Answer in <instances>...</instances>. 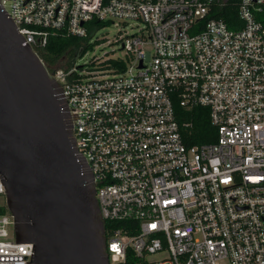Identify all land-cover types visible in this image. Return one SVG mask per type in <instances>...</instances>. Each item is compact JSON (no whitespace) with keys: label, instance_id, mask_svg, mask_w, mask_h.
I'll return each mask as SVG.
<instances>
[{"label":"built area","instance_id":"obj_1","mask_svg":"<svg viewBox=\"0 0 264 264\" xmlns=\"http://www.w3.org/2000/svg\"><path fill=\"white\" fill-rule=\"evenodd\" d=\"M226 1L3 0L37 53L56 30L144 23L122 57L50 72L101 219L121 223L105 228L109 264H264V0H238L236 27L212 16ZM175 105L207 107L213 141L186 144ZM0 208V264H28L1 180Z\"/></svg>","mask_w":264,"mask_h":264},{"label":"water","instance_id":"obj_2","mask_svg":"<svg viewBox=\"0 0 264 264\" xmlns=\"http://www.w3.org/2000/svg\"><path fill=\"white\" fill-rule=\"evenodd\" d=\"M0 180L16 242L33 246L28 264H109L94 174L77 151L64 89L3 0Z\"/></svg>","mask_w":264,"mask_h":264},{"label":"trees","instance_id":"obj_3","mask_svg":"<svg viewBox=\"0 0 264 264\" xmlns=\"http://www.w3.org/2000/svg\"><path fill=\"white\" fill-rule=\"evenodd\" d=\"M238 0H227L226 4L219 10H217L212 16L222 18L229 27H236L240 24L239 17L237 15ZM92 27H101L103 22L93 20L90 23ZM93 31H89L87 37H77L67 35L62 30H56L51 32L47 45L38 53L48 70L51 72L57 68L70 69L77 67L75 65V58L83 55L89 49H91L98 39L94 42L91 41ZM66 56L68 58L67 63L63 66L60 64V59ZM92 61L89 62L91 66ZM113 63V62H112ZM84 68V67H83ZM82 69V68H81ZM175 113L177 121L180 125L184 122H191V126L182 127L183 140L186 144L203 143L213 141L216 130L209 122L208 109L204 106H197L191 110L184 109L175 105ZM5 210L0 208V211ZM120 222H105L106 229L111 227H117ZM120 264H133L132 260L127 259L124 263Z\"/></svg>","mask_w":264,"mask_h":264},{"label":"rangeland","instance_id":"obj_4","mask_svg":"<svg viewBox=\"0 0 264 264\" xmlns=\"http://www.w3.org/2000/svg\"><path fill=\"white\" fill-rule=\"evenodd\" d=\"M143 26L144 23L139 20L110 19L104 25L98 27L97 31L91 37V41L94 42L95 39H98V41L86 53L75 58V65H81L79 69H83V67L87 68L89 62L97 57L106 58L113 54L122 57L120 37L138 33L139 29ZM67 61L68 58L64 56L60 59V64L64 66ZM91 64L98 65L96 60H93Z\"/></svg>","mask_w":264,"mask_h":264}]
</instances>
